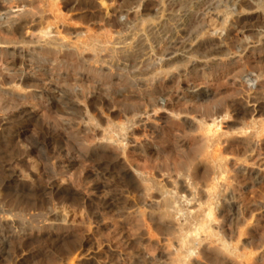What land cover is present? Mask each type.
Returning a JSON list of instances; mask_svg holds the SVG:
<instances>
[{"label":"bare ground","instance_id":"1","mask_svg":"<svg viewBox=\"0 0 264 264\" xmlns=\"http://www.w3.org/2000/svg\"><path fill=\"white\" fill-rule=\"evenodd\" d=\"M109 1H96L105 17L88 12L79 17L84 31L67 32L66 12L85 7L83 0H0L1 130L36 117L38 109L63 158L48 173L83 158L95 167L86 177L103 195L99 207L132 211L128 221L148 233L151 221L157 225V244L138 243L119 257L124 264H259L264 237L248 243L245 235L264 204L239 201L247 182L264 178V162L257 161L264 158V0ZM258 24L262 31L251 38L247 32ZM251 62L259 70L252 78L261 81L243 96L235 80ZM216 73L232 79L225 97L188 86L198 76L206 87ZM110 104L122 107L117 120L106 114ZM25 147L43 153L38 140ZM58 217L66 222L67 214ZM16 224L0 223V258L10 253L6 228ZM63 244L49 248L78 251L75 258L99 264L95 251Z\"/></svg>","mask_w":264,"mask_h":264},{"label":"rangeland","instance_id":"2","mask_svg":"<svg viewBox=\"0 0 264 264\" xmlns=\"http://www.w3.org/2000/svg\"><path fill=\"white\" fill-rule=\"evenodd\" d=\"M83 1L86 2V4H84L85 7L76 5L72 9H69V13L68 11L66 12V14L68 15V19L66 24H64V31L73 32L76 29L84 31V26L86 24L83 23L84 18L82 17V15L88 14V12L97 17L99 16V18L104 16V9L103 7H101L99 2H96L97 0ZM111 1L113 3L110 1L109 2L116 6L121 3L120 0ZM14 10L15 9H12V11ZM238 16L241 17V14H239ZM79 17H82L83 19ZM3 18L4 14L0 12V20H2ZM69 18L72 23L74 22L73 24L69 22ZM118 19L120 21H125L126 17H124L123 15H119ZM70 24H72L73 26H71ZM257 26H253L251 31L247 32V34L250 35L252 33L254 34L251 35V38L255 36V33L258 35V33L262 31V29H260L261 25L258 24ZM229 27V30L233 32L235 26L231 25ZM222 38L223 35H221V39ZM222 42L223 44H221ZM222 42L220 43V47L224 46L225 42ZM114 47L116 48L115 45ZM251 63L253 64V66L250 64L253 70L248 71V67L250 69L251 67H245L246 69L244 68V70L248 72L245 73V71L243 72L242 69V73L244 74L241 73L242 75H239V77L235 80V82L239 86V90H241L240 93L243 96H245L244 93L245 91H247L248 86L251 83L252 87H254L261 81V77L260 79H256L257 81L253 79L255 76L254 74L256 72L258 73L259 70H255V68L258 66L254 68V66L257 65L256 62ZM104 64L105 66H110L107 62ZM100 67L102 68V70L106 71L104 67ZM252 71L254 72V74H252ZM214 75L209 77V79H206L209 82H207L208 84H210L211 82L210 85L212 87L207 83L206 87L204 86L205 84L201 85L203 81L201 78H197L198 76L195 78H193L194 76H190V81L193 83H189L188 86H190L191 84H195L190 86L191 90L200 88L201 90L205 88L213 90L215 92L218 90L219 92H217L220 95H217L218 97H225L228 92L231 93V91L233 90V87L231 85L229 86L232 80L231 77L229 76L230 78H228V75H226V77L225 75H219L218 73ZM224 76L226 80L224 79ZM221 80L222 82L220 83L219 81ZM243 80H245L246 84ZM196 81L198 84L196 83ZM225 81H227V83ZM223 82L227 85L222 86L224 84ZM212 83L219 84L215 86L216 84L212 85ZM207 85L211 88H207ZM218 85L221 86L219 87ZM240 85L242 87H240ZM190 87L187 89L190 90ZM242 88L245 89L243 90ZM222 94H224L225 96ZM28 101L29 103L27 107H32L34 103L33 100L28 99ZM41 101L45 102V100L43 99H41ZM159 101L161 103L164 102V100L162 99H159ZM104 107H111L110 110L108 108V110L105 109L106 114H108L109 117H114L113 119L117 120L118 115H120L121 113L120 109L122 110V107L120 105L117 106L116 104H110ZM115 107L118 108L116 109ZM35 112L37 114L36 117L25 121L22 124L20 123L18 125L11 123L8 125H4L6 126V128L2 130L0 127V137L3 134L0 139V223L13 222L14 224L15 222H17L16 225H18V222H20V226L18 227V229H21L19 232L16 228H6V234L9 235V239L12 242L10 243L9 256L5 259L1 257L0 264H20L21 262V264H62L60 262H57V255H63V257L67 258V260L70 261L71 264H85L82 259L74 257V255L77 254L78 251H56L53 249L52 251L49 248V245L52 246V244L58 245L62 243L72 244L73 246L75 245V247L84 246L85 249L87 247V249L95 251L99 264H124L120 260V258H122V256L124 255H129L137 251L138 243H146L150 245L152 243L154 245L157 244V241L162 235H159L161 233L158 232V228H156L157 225L153 221L149 220L150 215H148V217L146 216L149 213L145 212V214H147L144 216L146 217L145 220L147 219L146 222H149L150 224L152 222L151 225L154 226L155 229H157L155 230L153 228V230L150 231L153 233V235H151L152 233H148L147 230L145 231L143 226H139V228H137L138 226L133 224L132 220L128 221L130 219H133L132 211H130V215L128 213V210H125L122 213H116L113 211L107 212L105 209L103 210L102 207H99L101 206L100 199H102L103 195L101 192H95L91 189V185H93V183L89 182L90 179L86 177L89 172L94 171L95 167L93 166V163L83 158H78L74 161V164L71 167H59L60 169L55 168L56 171L54 174L48 173L49 170H52V168L54 169V162L57 163L63 158L60 153H58L59 150H57L58 148L55 146V143H52L48 137L51 128L49 129L48 123L44 122L41 111L35 109ZM23 128L26 130L25 134L19 136L18 133ZM136 132L138 133V131ZM36 140H38V142H40V146L43 147V153H40L38 151H31L25 147L28 142ZM262 157L263 156L257 159L258 163L264 162V158ZM261 174L264 176L263 172ZM111 176H108L107 180L109 179L111 180V182H113L114 177L110 178ZM12 178L18 179V181L14 182ZM8 185H15V187L17 185V191L15 192L12 188H8ZM50 187H53L54 189L50 190ZM57 189L62 190L63 193L59 192ZM263 193L264 178L261 181L257 182L254 186L247 182L244 187V193L240 198L241 200L239 201V205H242V203L243 205L247 206L264 204ZM90 203L93 204L91 205ZM90 210L92 213L90 212ZM62 212H66L67 219L66 222L61 223L58 214ZM154 230L157 233L153 232ZM154 234L157 235L154 236ZM141 235L144 237L141 238ZM260 236L264 237V209L256 210L254 212V218L252 219L248 234L245 235V239L248 243H250L254 238H258ZM131 242L133 243V249H128L127 244ZM21 243H24L23 249H19L20 247H17ZM134 245H136L137 248ZM24 255H27V257L25 256V261L22 260ZM108 255L111 257H109ZM107 256L109 257V259L107 258ZM230 262L231 264H237L232 260ZM258 263L264 264V255L258 260Z\"/></svg>","mask_w":264,"mask_h":264}]
</instances>
